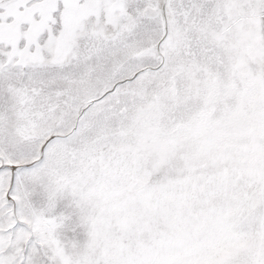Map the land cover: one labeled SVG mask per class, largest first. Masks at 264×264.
Returning <instances> with one entry per match:
<instances>
[{
	"label": "snow or ice",
	"instance_id": "snow-or-ice-1",
	"mask_svg": "<svg viewBox=\"0 0 264 264\" xmlns=\"http://www.w3.org/2000/svg\"><path fill=\"white\" fill-rule=\"evenodd\" d=\"M0 264H264V0H0Z\"/></svg>",
	"mask_w": 264,
	"mask_h": 264
}]
</instances>
